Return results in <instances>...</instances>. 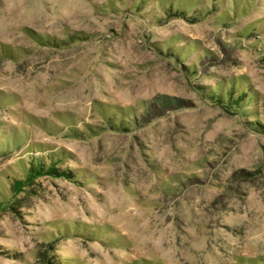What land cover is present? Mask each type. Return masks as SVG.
Masks as SVG:
<instances>
[{"label":"rangeland","instance_id":"374dc122","mask_svg":"<svg viewBox=\"0 0 264 264\" xmlns=\"http://www.w3.org/2000/svg\"><path fill=\"white\" fill-rule=\"evenodd\" d=\"M48 262L264 264V0H0V264Z\"/></svg>","mask_w":264,"mask_h":264},{"label":"trees","instance_id":"16d2710c","mask_svg":"<svg viewBox=\"0 0 264 264\" xmlns=\"http://www.w3.org/2000/svg\"><path fill=\"white\" fill-rule=\"evenodd\" d=\"M41 167H37V168H34V167H30V169H29V172H30V174L31 175H34V174H41ZM28 175V176H26V178L25 179H27V178H29V176H31V175ZM22 184V181L20 180V181H16L15 183H14V188H19V186ZM47 264H51L50 262H48Z\"/></svg>","mask_w":264,"mask_h":264}]
</instances>
